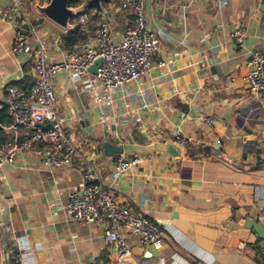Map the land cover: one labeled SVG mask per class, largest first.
I'll return each instance as SVG.
<instances>
[{
    "label": "crops",
    "instance_id": "1",
    "mask_svg": "<svg viewBox=\"0 0 264 264\" xmlns=\"http://www.w3.org/2000/svg\"><path fill=\"white\" fill-rule=\"evenodd\" d=\"M100 5L102 11L85 10L84 23L76 16L75 28L91 36L105 15L120 37L131 11L120 0ZM10 12V0H0V143L23 134L5 107V86L28 91L34 81V52L10 51L19 19ZM32 13L28 23L52 60L77 50L79 41L65 43L68 30L38 15L31 22ZM144 16L158 48L139 79L105 92L89 71L53 76L55 109L78 151L72 163L50 170L36 155L20 151L0 169V197L9 207V247L5 253L0 240V264H144L158 258L163 264L264 263V239L245 224L250 219L264 228V92L254 95L243 82L250 52L264 49V0H145ZM237 26L247 34L242 47L231 37ZM82 113L98 137L115 144L127 136L136 143L179 136L187 145L179 159L139 153V161L113 179L115 155L104 156L100 140L84 133ZM89 169L118 203L159 227L155 249L118 226L131 254L117 257L101 224L78 223L65 213L69 192Z\"/></svg>",
    "mask_w": 264,
    "mask_h": 264
},
{
    "label": "built area",
    "instance_id": "2",
    "mask_svg": "<svg viewBox=\"0 0 264 264\" xmlns=\"http://www.w3.org/2000/svg\"><path fill=\"white\" fill-rule=\"evenodd\" d=\"M45 0H10L12 19L16 27L10 51L14 54L34 52L31 88L27 91L13 84L5 86V107L13 123L20 127L23 134L18 140H5L0 143V169L13 164L20 151L30 152L39 157L43 168L50 170L72 163L77 154L75 136L69 132L63 118L55 109L56 94L53 76L61 71L74 75H84L96 59L102 62L97 67V86L110 91L146 74L154 62L158 48V36L148 27L144 16L145 0H120V5L132 13L128 25L120 37H115L106 16L98 21L91 36H83L76 51L66 58L52 60L27 16L33 11L35 3ZM165 1V0H162ZM87 14L77 16V22L84 23ZM244 27L237 26L231 31L234 42L242 47L246 39ZM61 37L57 41L61 42ZM36 45L32 49L31 43ZM165 62H158L163 65ZM243 76L250 93L259 95L264 92V49H253ZM95 84V83H94ZM213 123L212 117H207ZM49 124V127H44ZM176 142L185 147L186 140L177 136ZM139 153L116 154L111 175L117 179L130 166L139 161ZM94 170L83 174L82 183L73 187L68 194L64 207L65 213L78 223H98L103 227V236L110 243L117 257L131 254L129 244L121 235L118 226L138 237L144 245L157 244L159 227L149 218L138 214L115 199L114 193L101 182ZM260 253L264 257V245ZM144 264H163V258L156 261H143ZM118 264V263H117ZM264 264V263H263Z\"/></svg>",
    "mask_w": 264,
    "mask_h": 264
},
{
    "label": "water",
    "instance_id": "3",
    "mask_svg": "<svg viewBox=\"0 0 264 264\" xmlns=\"http://www.w3.org/2000/svg\"><path fill=\"white\" fill-rule=\"evenodd\" d=\"M88 7L94 8L97 11H102L100 0H85L78 5H69V0H45L42 3H35L33 5V11L36 15L44 17L64 30H71L76 27V23L72 20L84 12ZM102 62L101 58L95 60V62L89 66L88 71L92 74L97 73V67ZM84 133H93L94 137L100 140V146L102 154L107 157H111L116 154H135V153H160L164 157H171L173 159H179L182 157L183 147L179 145L174 139L165 137L162 141L158 139H152L149 143H136L131 137L125 138L126 142L122 144H115L109 139H101L98 137L97 132L91 130L89 120L85 114L82 113L78 120ZM44 127H49L46 124ZM8 223H9V207L6 199L0 197V240L4 241V252L6 253L9 247L8 238ZM245 224L252 227L258 234V236L264 239V228L257 222L247 219ZM154 248L153 244H150V249ZM155 249V248H154ZM7 264H9L7 262Z\"/></svg>",
    "mask_w": 264,
    "mask_h": 264
},
{
    "label": "trees",
    "instance_id": "4",
    "mask_svg": "<svg viewBox=\"0 0 264 264\" xmlns=\"http://www.w3.org/2000/svg\"><path fill=\"white\" fill-rule=\"evenodd\" d=\"M85 0H69V5H78ZM82 38L81 33L77 28L71 29L67 31L65 36L66 45L70 46L78 42Z\"/></svg>",
    "mask_w": 264,
    "mask_h": 264
},
{
    "label": "rangeland",
    "instance_id": "5",
    "mask_svg": "<svg viewBox=\"0 0 264 264\" xmlns=\"http://www.w3.org/2000/svg\"><path fill=\"white\" fill-rule=\"evenodd\" d=\"M35 18H38V16H37L35 13H32L31 16H30L31 22H34V21H35ZM88 78H89L90 80H94L95 76H94L93 74H88ZM83 85H84V84H83ZM83 85H82L81 87H79V90H80V93H82V99L84 100L85 103H87V102L90 101V99H89V97L86 96V94L84 93V92H85V91H84L85 88H84ZM95 90L100 91L98 88H96ZM55 94H56V92H55ZM106 94H107V93H106ZM91 103L93 104V101H91ZM55 105H56V103H55ZM59 117H61V116H59Z\"/></svg>",
    "mask_w": 264,
    "mask_h": 264
}]
</instances>
